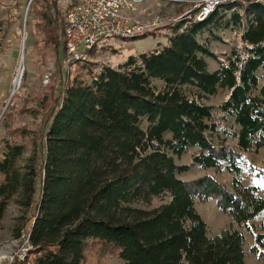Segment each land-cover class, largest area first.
Returning <instances> with one entry per match:
<instances>
[{
	"label": "trees",
	"instance_id": "trees-1",
	"mask_svg": "<svg viewBox=\"0 0 264 264\" xmlns=\"http://www.w3.org/2000/svg\"><path fill=\"white\" fill-rule=\"evenodd\" d=\"M57 1L29 4L39 56L64 48ZM222 30L238 33L223 56L209 45L222 41ZM160 34L166 44L117 67L70 61L38 138H3L0 220L11 202L31 212V248L15 264H83L89 250L124 264H245L243 231L208 235L195 202L209 200L254 236L250 251L264 259V221L258 232L253 223L264 195L238 178L242 153L264 149V1L230 0L203 20L182 18L128 38ZM103 43L89 55L117 53ZM222 90L217 106L205 103ZM218 127L237 149L212 142ZM193 146L191 162L177 164L174 156ZM193 166L233 174L231 189L209 174L179 178ZM155 199L162 202L153 206Z\"/></svg>",
	"mask_w": 264,
	"mask_h": 264
},
{
	"label": "rangeland",
	"instance_id": "rangeland-1",
	"mask_svg": "<svg viewBox=\"0 0 264 264\" xmlns=\"http://www.w3.org/2000/svg\"><path fill=\"white\" fill-rule=\"evenodd\" d=\"M68 2L69 0L57 1V7L63 14ZM30 3L31 0H0V159L4 152L3 138L14 140H21L22 138L28 141L32 138H38L44 114L52 104V98L59 88V82L65 80L70 72V61L65 58L64 48L59 51L58 55L52 49L46 56H39L38 52L35 51V40L40 34L35 32L34 17L28 15ZM192 5V3L181 1L145 0L138 4L137 11L132 17L142 19V22L151 25L153 19L160 16L163 19L162 25H164L184 18L186 16L184 13L190 10ZM23 32L25 34L24 56L22 63H20ZM218 34L222 37V41H211L209 45L212 50L223 56L238 44V33L222 30L218 31ZM200 40L204 41L205 36L200 37ZM105 43L111 44L110 47L115 48L117 53L113 54L110 50L97 51L90 56L88 52L87 59L117 67L129 56H137L149 51L157 44H166V37L163 34L142 39L118 37L107 40ZM206 61L209 70L217 68V63L211 58L206 57ZM259 76L264 80V68L259 71ZM16 78L18 83L14 87ZM183 89L186 93L190 91L189 87H183ZM226 93L222 90L209 97L205 103L217 106L226 96ZM215 116L216 118L218 116L217 109H215ZM25 132H27V137L23 135ZM211 140L216 145L223 144L237 149L235 141L225 136L220 127L211 135ZM197 151L196 146H193L180 157L174 156L175 162L177 164H189L191 156ZM240 166L238 178L241 182L244 185L256 186L259 193L264 195V149H260L258 152H243ZM204 174L212 175L228 189H231L233 174L226 170L193 166L188 172L180 174L179 178L190 180ZM161 202V200L155 199L153 206H157ZM195 208L206 222L209 236L218 233L222 228H235L243 231L245 235V264H264V259H259L250 251L254 236L244 231L242 226L234 223L225 212H222L215 205L214 200L205 203L197 201ZM30 216L31 212L16 202H11L8 205L4 217L0 220V256H10L16 252L20 236L27 231L30 225ZM262 221H264V213L253 220L255 232L259 231V225ZM23 224L25 226L21 235L17 237V230ZM83 264L124 263L116 256L93 253L89 250Z\"/></svg>",
	"mask_w": 264,
	"mask_h": 264
},
{
	"label": "built area",
	"instance_id": "built-area-1",
	"mask_svg": "<svg viewBox=\"0 0 264 264\" xmlns=\"http://www.w3.org/2000/svg\"><path fill=\"white\" fill-rule=\"evenodd\" d=\"M143 1L145 0H69L64 12V52L67 61L87 59L88 52L94 46L107 40L141 35L162 25L163 19L160 16H156L151 25L132 17L138 4ZM168 1L192 3V8L184 13V18L200 21L217 5L230 0ZM18 242L13 255L0 256V264H15V260L25 259L31 248L27 231L22 233Z\"/></svg>",
	"mask_w": 264,
	"mask_h": 264
},
{
	"label": "water",
	"instance_id": "water-1",
	"mask_svg": "<svg viewBox=\"0 0 264 264\" xmlns=\"http://www.w3.org/2000/svg\"><path fill=\"white\" fill-rule=\"evenodd\" d=\"M30 2V1H29ZM28 2V3H29ZM24 42H25V34H24V32H23V41H22V51H21V57H20V63H22V60H23V56H24ZM13 93V92H12ZM12 93H11V95H12Z\"/></svg>",
	"mask_w": 264,
	"mask_h": 264
},
{
	"label": "bare ground",
	"instance_id": "bare-ground-1",
	"mask_svg": "<svg viewBox=\"0 0 264 264\" xmlns=\"http://www.w3.org/2000/svg\"><path fill=\"white\" fill-rule=\"evenodd\" d=\"M23 61V60H22ZM17 83H18V79L16 78L15 81H14V87L17 86Z\"/></svg>",
	"mask_w": 264,
	"mask_h": 264
}]
</instances>
